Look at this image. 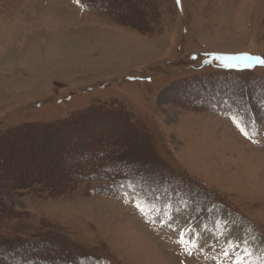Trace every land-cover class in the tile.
<instances>
[{
    "label": "rangeland",
    "instance_id": "rangeland-1",
    "mask_svg": "<svg viewBox=\"0 0 264 264\" xmlns=\"http://www.w3.org/2000/svg\"><path fill=\"white\" fill-rule=\"evenodd\" d=\"M243 53L264 59V0H0V136L84 118L89 130L75 141L88 143L127 121L144 135L121 153L134 157L148 138L175 183L192 178L214 197L173 196L171 181L153 201L100 181L54 194L8 181L0 242L12 252L0 264L52 237L76 253L27 264H264V94L249 92L264 65L216 58ZM243 89L241 108L230 91ZM92 108L110 115L92 123ZM19 148L2 180L47 171L29 144Z\"/></svg>",
    "mask_w": 264,
    "mask_h": 264
},
{
    "label": "trees",
    "instance_id": "trees-1",
    "mask_svg": "<svg viewBox=\"0 0 264 264\" xmlns=\"http://www.w3.org/2000/svg\"><path fill=\"white\" fill-rule=\"evenodd\" d=\"M253 81L256 82V85L254 87L252 85L249 88V92L251 94H258L260 90L264 94V81L254 79L250 82L253 83ZM247 84L242 83V86L244 87ZM234 88L235 84L231 88L232 91ZM246 91V89L241 90V92L236 91L235 93L230 91L233 101L241 108L249 101ZM238 109L240 112L243 111L240 108ZM107 111L108 109L105 108H92V113L85 118L93 123L106 115H110V112ZM112 118L117 117L114 115ZM126 123L127 121L115 126L112 131L113 133L109 135L111 139H108L106 135L103 137L102 132L95 133L98 136L96 138L92 136L91 140L88 139V143L87 141L79 140L89 130L88 121L84 118H75L69 122L61 123L57 128H53L54 130L47 127L48 130L42 136L40 135L41 129L37 130L35 126L31 125L21 126L17 128L16 132L0 136V198H2L1 194L6 189L5 185H8V181L12 183V186L18 184L23 187L38 186L41 191L49 190L52 194L68 189L74 191L80 184L100 181L104 184L116 186L123 191L139 192L144 194L147 199L152 200L155 198L153 193L157 190V185H164L171 181V188L169 187L171 195L174 196L178 190L185 188L188 193H196L198 198H207L209 202L214 203V197L208 191L202 189L194 179L182 176L180 177L182 178L181 182L175 183L172 179L173 171L170 170V173H168L166 166L158 164L155 160L157 158L156 153H154V148L149 144L148 138L139 141L141 148L134 157H127L124 155V152L121 153L120 151L123 150V147L128 149L127 143L134 142L144 135L138 127L135 129L133 125ZM129 129L131 132L130 136L128 135ZM9 137H13L11 142H8ZM78 137L80 142L75 141ZM69 139L73 142L75 141V144H72V141H69ZM22 144H29L32 148V153L37 154L40 162H36L38 159L35 158L32 163L37 167L45 166L47 171L30 176L25 181H19V176L17 175L2 180V176L9 171L12 161L24 156L26 153L19 148ZM96 148H101L97 149L98 151L102 152V149H105L107 152L103 156L89 161L85 157V153L101 155ZM68 159H70V163ZM126 161H130L131 163H125L124 168L121 169L122 164ZM134 165L136 167L139 166V168L135 169ZM163 169L167 170V172ZM152 171H157L158 174ZM63 178H67L66 183L71 185V187L67 189H64L65 187H54V182L62 181ZM15 182L16 184H14ZM52 238L50 241H44L43 244L51 247L48 251H46L47 247L44 250H34L30 247H24L18 254L12 255L11 261L13 264H27L28 260L32 258H42L44 260L61 262L69 260L67 255L76 253L66 243L68 240L64 239L60 241L61 243H58L60 247L57 248L54 243L55 239ZM48 244L50 245L48 246ZM53 245L54 247H52ZM29 249H32L33 253H29ZM58 249L60 255L57 253ZM11 250L10 247L1 245L0 242V257H3L5 253H11ZM69 251L71 253L68 254ZM27 253L31 255L26 256L25 254Z\"/></svg>",
    "mask_w": 264,
    "mask_h": 264
},
{
    "label": "snow or ice",
    "instance_id": "snow-or-ice-1",
    "mask_svg": "<svg viewBox=\"0 0 264 264\" xmlns=\"http://www.w3.org/2000/svg\"><path fill=\"white\" fill-rule=\"evenodd\" d=\"M177 3H179V0H177ZM216 58L225 61L224 66L228 68L250 67L252 65H250L248 62L252 60H256L258 63L264 65V59H261L259 57H253L247 53H243L239 55H218ZM232 243L233 244L235 243V238L232 239ZM185 252H187V254L189 255L192 254L191 252L188 251V249H185ZM237 259L239 260L241 258L238 257Z\"/></svg>",
    "mask_w": 264,
    "mask_h": 264
}]
</instances>
